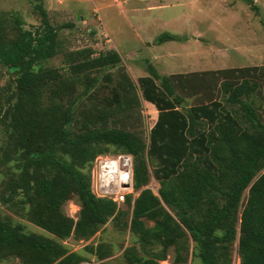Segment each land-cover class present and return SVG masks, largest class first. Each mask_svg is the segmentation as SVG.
Returning <instances> with one entry per match:
<instances>
[{
  "label": "trees",
  "instance_id": "1",
  "mask_svg": "<svg viewBox=\"0 0 264 264\" xmlns=\"http://www.w3.org/2000/svg\"><path fill=\"white\" fill-rule=\"evenodd\" d=\"M38 1L35 25L0 13V264H119L117 249L125 264L171 250L173 264H264V67L160 74L150 62L135 81L116 49L68 48ZM120 151L139 194L118 207L92 192L90 168ZM109 222L129 245L95 240Z\"/></svg>",
  "mask_w": 264,
  "mask_h": 264
},
{
  "label": "rangeland",
  "instance_id": "2",
  "mask_svg": "<svg viewBox=\"0 0 264 264\" xmlns=\"http://www.w3.org/2000/svg\"><path fill=\"white\" fill-rule=\"evenodd\" d=\"M42 2L52 24L60 28L68 48L92 47L97 52L116 49L135 81L139 76L150 74V62L160 74L252 65L264 67V0ZM38 3V0H0V13L7 11L10 16L17 14L27 25H35L39 22ZM70 23L73 25L68 27ZM165 32L179 38L159 42L158 37ZM61 59L62 56L55 57L49 64L59 66ZM257 103H262L264 107V96ZM146 105L143 113L145 122L150 123L151 117H156L157 110L150 104ZM148 186L158 192L160 184L152 177ZM69 204L68 212L72 214L78 206ZM11 214L28 230L39 229L28 220ZM101 236L124 242L125 246L130 242L129 232L119 231L113 222H109L95 240ZM67 243L73 249L80 250L87 242L77 243L69 239ZM122 251L117 249L107 260L125 264L121 259ZM174 257V250H171L168 258L161 263L173 264ZM238 261L239 258L234 255V262ZM1 264H20V261L13 259ZM183 264L201 262H193L190 255L188 262Z\"/></svg>",
  "mask_w": 264,
  "mask_h": 264
},
{
  "label": "built area",
  "instance_id": "3",
  "mask_svg": "<svg viewBox=\"0 0 264 264\" xmlns=\"http://www.w3.org/2000/svg\"><path fill=\"white\" fill-rule=\"evenodd\" d=\"M107 165H110L109 172L114 173L113 181L110 179L111 186L104 185V173ZM91 190L98 197L110 198L114 200L118 207L124 204L125 197L132 194L137 197L139 191L135 189V161L133 154L129 152L101 153L95 157L91 168ZM74 202H70L69 206ZM77 209L69 214L76 217Z\"/></svg>",
  "mask_w": 264,
  "mask_h": 264
},
{
  "label": "bare ground",
  "instance_id": "4",
  "mask_svg": "<svg viewBox=\"0 0 264 264\" xmlns=\"http://www.w3.org/2000/svg\"><path fill=\"white\" fill-rule=\"evenodd\" d=\"M109 169H110V165H107L106 167V171L104 173V178H105V181H104V185L110 187L111 186V183H110V179L113 181V177H114V173L113 172H109Z\"/></svg>",
  "mask_w": 264,
  "mask_h": 264
}]
</instances>
